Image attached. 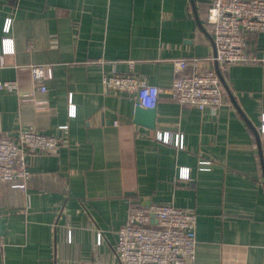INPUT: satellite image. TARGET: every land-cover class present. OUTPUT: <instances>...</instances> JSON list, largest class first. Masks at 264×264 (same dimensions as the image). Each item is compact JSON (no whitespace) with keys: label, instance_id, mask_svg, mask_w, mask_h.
I'll return each instance as SVG.
<instances>
[{"label":"crops","instance_id":"0c3cea01","mask_svg":"<svg viewBox=\"0 0 264 264\" xmlns=\"http://www.w3.org/2000/svg\"><path fill=\"white\" fill-rule=\"evenodd\" d=\"M208 7L0 0V82H18L15 91L0 88V135L33 127L60 141L54 153L28 154L25 188L0 181V264H120L117 230L130 207L167 202L197 214L195 264H264V32L249 35L259 62L222 73L227 103L199 109L168 92L173 59L214 52ZM128 60L163 89L155 128L135 122L133 96L103 87L114 66L132 72ZM32 64L50 74L47 90L34 94L43 110L22 96L33 90ZM158 131L184 134V147ZM185 166L188 179L179 177Z\"/></svg>","mask_w":264,"mask_h":264},{"label":"built area","instance_id":"2783aa9c","mask_svg":"<svg viewBox=\"0 0 264 264\" xmlns=\"http://www.w3.org/2000/svg\"><path fill=\"white\" fill-rule=\"evenodd\" d=\"M206 20L214 52L206 58L173 59L176 77L168 89L179 103L199 109L220 107L228 102L216 64L223 73L234 64L260 61L249 53L248 42L250 33L264 32V0H209ZM12 22L13 18L6 19L3 28L6 33L10 32ZM204 60L214 66H203ZM128 64L131 73H120L114 66L112 71L104 74L105 91L129 94L139 106L156 107L163 89L134 73L135 60H128ZM29 70L33 90L23 93V100L34 101L36 107L43 110L45 101L36 100L34 94L36 90H47L46 80L50 74L42 64H32ZM0 88L15 91L18 82L4 80L0 82ZM69 101L73 115L76 108L71 98ZM258 130L264 133V113ZM156 137L184 147L182 133L158 131ZM59 145L57 137L33 127L24 128L15 136L0 135V181L25 188L31 175L28 154L54 153ZM190 175V168L182 167L179 177L188 179ZM197 247V214L167 202L149 207L131 206L127 222L117 230L115 252L120 264H195Z\"/></svg>","mask_w":264,"mask_h":264},{"label":"water","instance_id":"95a60500","mask_svg":"<svg viewBox=\"0 0 264 264\" xmlns=\"http://www.w3.org/2000/svg\"><path fill=\"white\" fill-rule=\"evenodd\" d=\"M216 68H217V72H218L222 82L227 87V83L225 82V79L219 70L218 64H216ZM134 119H135L136 123L146 125L150 128H155L156 127V107L145 108V107L137 105ZM153 222H156L154 217H153Z\"/></svg>","mask_w":264,"mask_h":264}]
</instances>
